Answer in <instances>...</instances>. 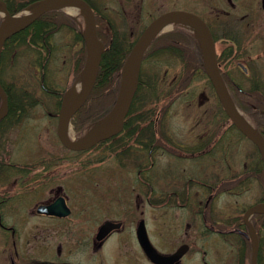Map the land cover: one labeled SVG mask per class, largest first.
<instances>
[{
    "label": "flooded vegetation",
    "instance_id": "obj_1",
    "mask_svg": "<svg viewBox=\"0 0 264 264\" xmlns=\"http://www.w3.org/2000/svg\"><path fill=\"white\" fill-rule=\"evenodd\" d=\"M42 1L0 0V7L5 6L11 15H26ZM185 1L190 3L189 9L170 0L153 1V6L158 12L165 10L163 14L189 11L208 15L206 17L211 25L204 21L215 41L218 67L223 81L232 99L247 111L264 138V0ZM171 5L177 8H165ZM1 20L0 15V23ZM14 37L7 41L8 45L5 44L3 50L5 60L2 76L5 71L13 74L10 64L13 63V52L21 45L11 44ZM51 43L54 48V38ZM80 46L82 47L81 43ZM26 48L36 57L35 68L32 70L35 73L36 87L39 86L43 93L54 98L59 108L60 102L51 95L52 91L59 93L53 87L52 80H47L49 86L40 84L42 70L37 62L40 52L43 51L42 45L34 49ZM178 48L181 52L185 50L182 45ZM178 48L155 53L154 56L167 57L169 61L176 63L178 61L181 68L175 74L172 73L170 81L168 69L164 79H154L152 75L147 77L143 89L137 95L132 116L147 111L149 117L138 116L131 119L134 124L129 127L130 134H126L125 124L122 134L91 150L74 152L63 147L69 155L100 153L102 156L93 162L86 159L82 162L85 177L83 183L79 182V176L75 177L76 182L71 185L66 182L70 180L71 174L74 176L82 167L60 165L65 162L62 157L54 158L53 161L21 164L14 162L6 152L4 163L0 162V231L4 237V261L0 264H156L146 255L137 240V230L142 222L149 238L155 232V221L151 230L148 218L142 210L146 206L159 211L168 208L171 210V207L184 210L185 219L180 220L187 221L189 218L197 223V240L201 246L196 253L204 252L202 240L214 237L219 238L227 249V259L222 258L219 246L213 249L222 264L226 261L228 264L252 263L253 235L244 221V216L252 207L264 205V158L253 143L237 133L211 84L209 87L214 96L213 114L208 115L210 100L206 98V103L202 100L205 93L200 92L197 97L199 101L196 109L203 116L200 135L193 138L189 134L185 139L178 140L163 128V121L171 110L172 102H167L165 106L162 102L172 97V92L177 89L175 84H178L184 72ZM52 58L47 76L50 75ZM11 77L7 79V89L25 101L15 103L13 111L9 106L7 117L0 122L1 144L5 137L1 133L7 132L11 124L28 119L30 112L41 106L35 99L29 101L30 91L27 88L26 91L22 90ZM189 89L187 87L182 91V98L187 96ZM187 101L196 104L192 96ZM151 110L154 113H150ZM217 110L221 111L223 117L218 115ZM49 115L55 118V114ZM234 134L245 139L254 148L256 155L255 159L245 156L244 164L238 169L234 168L238 153L234 151ZM159 154L178 160L180 170L169 168L163 176L167 182L181 188V195L172 192L157 199L156 156ZM109 160H113L117 166L114 178L116 182L107 184L113 194L104 198V184L92 183L90 176L93 168ZM67 162L70 163V159ZM168 170H171V175L166 174ZM128 175L131 181L127 179ZM252 195L255 198L259 195L260 197L252 206L245 207L242 199L248 200ZM125 199L131 207L130 213L108 212L115 205H123ZM99 202L103 203L106 212L97 217L93 211L97 209ZM56 204L69 208L70 214L59 217L38 212L40 208ZM75 204L82 208L80 213L75 214ZM107 223H112L116 228L101 239L99 232ZM250 223L259 242L258 264H264V214L254 215ZM187 227L184 224V231ZM109 242L114 244L109 247ZM182 246H188L189 250L181 260L174 263L182 264L183 259L193 249L191 243L184 242L176 250L163 254L173 255Z\"/></svg>",
    "mask_w": 264,
    "mask_h": 264
},
{
    "label": "rangeland",
    "instance_id": "obj_2",
    "mask_svg": "<svg viewBox=\"0 0 264 264\" xmlns=\"http://www.w3.org/2000/svg\"><path fill=\"white\" fill-rule=\"evenodd\" d=\"M98 11L108 17L118 28L132 40L136 39L143 29H145L154 19L159 17L165 11H157L154 9L153 1L158 0H91ZM172 3L183 4L186 9H189L190 3L185 0H170ZM170 7V8H169ZM169 10L177 8L175 5L168 7ZM167 9V10H168ZM194 11V10H193ZM22 15H25L24 13ZM82 12L79 10L75 15L81 22L82 29L85 31V24L82 18ZM198 15L208 24L211 25L209 19L206 17L207 14L198 13ZM176 27V26H175ZM175 27L169 30L172 31ZM56 51L54 58L51 62V69L49 75V81L52 80L53 87L60 92L68 89L73 82V63L78 57V51L81 48L80 44L76 43L75 35L68 29H63L55 36ZM12 57L13 63H10L13 69V74L5 71L4 79H8L11 75L17 80V84L24 91L27 88L30 92L28 97L31 101L37 100L41 106L33 109L28 115V119H23L19 123L11 124L7 132L1 133L5 135L4 141L2 142L0 148V162L4 163L6 152L8 157L11 156L14 162L21 164H35L38 161L46 160L53 161L54 158L62 157L65 162L60 165L66 167L70 166L72 168L82 167V170L76 171L75 175L71 174L70 180H66L71 185L76 182L74 179L76 176L80 177L79 182L83 183L85 181L84 167L82 162L95 161L101 158L100 153H93L88 155L76 156L74 154L69 155L63 148L57 137V124L58 119V107L56 105V100L49 95L42 92L39 86L36 87L34 71V63L36 57L24 46L18 47L14 52ZM155 54L147 57L145 59V66L141 64L140 74H144L145 78L153 76L154 79H161L165 77V71L168 69L169 77L168 80L172 79V73L175 74L179 68L178 63L169 61L166 58H160L159 61L153 64L155 59ZM153 66V67H152ZM172 71V72H171ZM242 81V79H241ZM33 91V92H32ZM163 91V90H162ZM161 91V92H162ZM20 92V91H19ZM200 92L205 93V97L202 98L203 102H207L206 98L210 100V107L208 115L213 114L214 102L212 91L208 83L203 80L201 82H196L190 89L186 97H179L176 102L172 105L170 112L165 117L163 121V128L166 129L169 134L173 135L178 140L185 139L186 135L196 138L197 134L202 133L203 125L201 120L203 119L202 113L196 109L197 102L199 101L198 95ZM77 95L74 93L70 98V101ZM193 97L196 100V104L193 102H188L189 97ZM218 115L223 117L221 111L217 110ZM49 114H55V118H51ZM13 122V121H12ZM1 132V131H0ZM71 132L74 136L73 129ZM234 151L236 157L234 160V168H240L244 164L246 157H252L255 159L254 148L240 136L234 134ZM8 150V151H7ZM7 157V156H6ZM70 159V163L67 162ZM178 160L170 159L161 154L156 156V197H161L162 195L169 194L172 192L181 195V188L174 186L173 183L167 182L164 179V172L172 168L173 170L179 171L180 164L178 165ZM90 180L92 183H103L104 198L111 197L109 194L111 192V187L107 184H115V175L117 174V166L113 160H109L106 163L98 164L97 168H93L91 171ZM77 174V175H76ZM166 174L171 175V170H168ZM165 174V175H166ZM127 179L131 181V177L128 175ZM126 182V181H124ZM115 187V186H114ZM0 188H2L0 186ZM102 196V195H101ZM260 197V195L255 198V196H250V198L242 199V203L245 207L253 205L255 201ZM234 203V202H233ZM174 205V204H173ZM172 206V205H170ZM74 211L75 214L80 213L82 208L77 207L75 204ZM112 207V206H111ZM192 207V206H190ZM237 207V206H236ZM131 207L124 200L123 205L120 207L115 205L113 208L108 209V212L125 214L130 213ZM194 208V206H193ZM142 210L145 212V216L148 218L151 230H153V222L155 221L154 231L150 238L152 244L161 253H167L176 250L184 242L191 243L193 245L192 251L186 256L182 264H222L220 260L217 259L213 249L220 247L221 256L223 259H227V249L221 244L219 238L214 239L211 237L204 242L203 254L201 252L196 253L201 246L197 240V223L193 219L187 218V221H181L180 219H185L184 210L180 211L179 208H168L166 210H154L149 206L143 207ZM106 209L103 208V203H97V209L93 211L94 214L99 217L104 214ZM163 215H166L163 216ZM162 217V218H161ZM166 218V219H165ZM184 224L188 225L184 231ZM28 225V224H27ZM31 225V224H30ZM114 243L109 242L108 246H112ZM4 249V237L0 231V263L4 261L3 255ZM205 253V254H204ZM220 256V257H221ZM226 261L224 264H228ZM248 264V263H247Z\"/></svg>",
    "mask_w": 264,
    "mask_h": 264
},
{
    "label": "water",
    "instance_id": "obj_3",
    "mask_svg": "<svg viewBox=\"0 0 264 264\" xmlns=\"http://www.w3.org/2000/svg\"><path fill=\"white\" fill-rule=\"evenodd\" d=\"M77 8L83 12L86 23L85 44L87 49L86 66L79 78L84 80V90L80 96L76 97L71 102L68 101L69 97L76 89V83L65 93L63 103L59 115L58 136L62 144L73 151H85L91 149L98 143L108 140L113 136L119 134L123 127L125 118L130 110L137 83L135 88L131 86V76L135 66L139 65L145 55L150 44L158 36L159 31L163 26L169 23H179L197 33L202 40L206 53V71L212 81V84L217 92V95L234 125L242 132L249 140H251L262 152L264 156V139L261 135L251 126L243 122L233 111V108L227 98L226 91L220 77L215 46L211 32L207 25L197 16L187 12H170L162 15L154 22H152L143 34L138 39L135 46L132 48L124 66L121 75V86L119 96L114 109L108 116L101 121L92 132L82 137L79 140L72 141L66 136L67 128L70 125L73 116L83 107L88 100L93 88L96 84L101 56L104 50L102 43L97 36L96 18L92 8L83 0H46L39 4L31 11L28 19L17 22L8 12L6 7L0 9V12L6 14V22L0 26V58L5 42L29 27L33 22L39 19L42 15L59 8ZM0 96L2 99V108L0 109V120L3 119L8 112L7 95L0 85ZM62 204H56L49 208H40V214H47L52 216L65 217L70 214V210ZM65 207V209H64ZM59 208V209H56ZM254 214H264V205L249 210L245 215V223L249 226L251 232H255L248 222ZM119 227V225L117 226ZM116 226L112 223L105 224L100 232L101 239L109 235ZM137 238L140 246L150 260L156 264H174L181 260V258L188 252V246H182L173 256H163L159 254L151 245L144 222L141 223L137 230ZM258 255V242L255 239L252 251V264H257Z\"/></svg>",
    "mask_w": 264,
    "mask_h": 264
},
{
    "label": "trees",
    "instance_id": "obj_4",
    "mask_svg": "<svg viewBox=\"0 0 264 264\" xmlns=\"http://www.w3.org/2000/svg\"><path fill=\"white\" fill-rule=\"evenodd\" d=\"M96 21L98 26V37L104 45V51L101 57L97 82L92 94L85 106L79 111L72 122L75 131L78 134H83L89 126L99 122L113 108L118 97L123 65L136 42V40H132L125 33L119 31L109 18L104 17L97 12ZM63 28H69L73 31L72 33L75 35L76 42L82 44L79 56L74 62V75L78 76L83 70L86 61V50L83 43L84 34L82 32L81 24L69 18L64 13L52 12L44 15L35 24L15 36L11 41V44H21L30 49H34L38 45H42L41 49L43 51L40 52V59L37 62L42 70L40 81L41 85L44 84L45 86H49L47 82L48 65L51 57L54 56L56 51L54 49L55 47L53 48L51 41ZM7 45L8 44H6V46ZM180 45L185 48L182 52L178 48ZM175 47L180 51L184 72L179 78L178 84H175L177 86L176 91L172 92L171 98L162 102L163 106H165V104L169 101H174L176 97L187 87V85L198 77L201 72L205 73L203 59L200 56L198 45L195 41H193L192 37L181 31L161 36L153 43L149 54H152L153 50L156 48H159V50H166L168 48L171 49ZM4 60L5 56L3 55L2 62ZM140 81V88L137 95L140 93L142 85L144 84L142 79ZM1 83L7 91L9 96V106L13 111L14 104L19 101H25V99H19V96L13 95L10 90L7 89L6 85L3 82ZM51 95L56 97L58 100L62 96L60 93H53V91L51 92ZM137 95L126 120V126L128 129V131L126 129V134H130L129 127H132L134 124H132L131 119L138 116L149 117L147 111L141 115L132 116L137 102ZM150 113H154V111L151 110Z\"/></svg>",
    "mask_w": 264,
    "mask_h": 264
},
{
    "label": "bare ground",
    "instance_id": "obj_5",
    "mask_svg": "<svg viewBox=\"0 0 264 264\" xmlns=\"http://www.w3.org/2000/svg\"><path fill=\"white\" fill-rule=\"evenodd\" d=\"M65 11L67 13H69L70 15H76L78 13V10L77 9H66L64 8ZM29 16V14H26L25 16H18L16 17V20L17 21H22L24 19H26L27 17ZM172 24H166L165 26H163L160 30V33L161 32H164L166 30H169L171 29V26ZM190 31H192L191 29H189ZM138 72H139V67L138 65L135 66V68L133 69V72H132V76H131V86H132V89L135 88V84L137 82V77H138ZM84 86H85V83H84V80L82 78H80L78 81H77V84H76V94L77 95H81V93L83 92L84 90ZM231 106L233 108V111L235 112V114L243 121L245 122L246 124L248 125H251V123L249 122L248 118L233 104V102H231ZM67 137L70 139V140H73V137L71 135V129H68L67 130Z\"/></svg>",
    "mask_w": 264,
    "mask_h": 264
}]
</instances>
